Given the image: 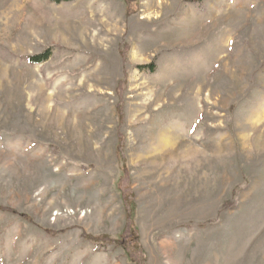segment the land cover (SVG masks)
<instances>
[{
    "label": "rangeland",
    "instance_id": "obj_1",
    "mask_svg": "<svg viewBox=\"0 0 264 264\" xmlns=\"http://www.w3.org/2000/svg\"><path fill=\"white\" fill-rule=\"evenodd\" d=\"M0 264H264V0H0Z\"/></svg>",
    "mask_w": 264,
    "mask_h": 264
},
{
    "label": "trees",
    "instance_id": "obj_2",
    "mask_svg": "<svg viewBox=\"0 0 264 264\" xmlns=\"http://www.w3.org/2000/svg\"><path fill=\"white\" fill-rule=\"evenodd\" d=\"M68 1H71V0H53V2H55V3L68 2ZM50 54H51L50 50H46L43 53H40L36 56L29 57L28 62H30L32 64L45 62L49 59ZM138 69H141V70L142 69H149V71H153L155 68L153 67L152 64H149V65L139 66ZM5 211L11 212L9 210H5Z\"/></svg>",
    "mask_w": 264,
    "mask_h": 264
}]
</instances>
